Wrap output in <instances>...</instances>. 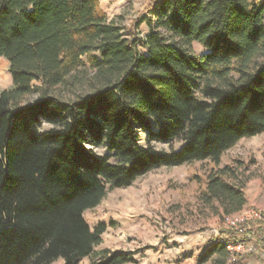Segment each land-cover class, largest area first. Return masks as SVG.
Instances as JSON below:
<instances>
[{"label":"trees","instance_id":"16d2710c","mask_svg":"<svg viewBox=\"0 0 264 264\" xmlns=\"http://www.w3.org/2000/svg\"><path fill=\"white\" fill-rule=\"evenodd\" d=\"M148 26L145 38L124 35L100 0H0V57L12 80L0 93V264L134 263L98 250L107 225L91 228L84 214L108 189L160 167L210 160L202 201L228 215L246 205L239 175L219 165L242 139L264 134V0H159ZM83 65L92 92L56 96ZM180 138L176 151L150 145ZM102 146L107 156L92 149ZM260 216L222 232L201 263L220 254L244 264L229 245L248 238L264 248Z\"/></svg>","mask_w":264,"mask_h":264},{"label":"rangeland","instance_id":"374dc122","mask_svg":"<svg viewBox=\"0 0 264 264\" xmlns=\"http://www.w3.org/2000/svg\"><path fill=\"white\" fill-rule=\"evenodd\" d=\"M155 1L159 0H100V3L109 21L122 27L124 35L145 38L149 34L148 21L153 20ZM192 47L197 58L207 53L197 42ZM84 65L54 91L56 96L70 101L92 92V74ZM10 88L9 63L0 57V93ZM195 92L202 98L199 90ZM39 98L40 93L35 92L27 97L25 104H33ZM51 128L44 124L42 130ZM139 136L140 144L148 145L147 133L139 131ZM150 145L157 150L176 151L182 147L183 139L151 142ZM92 149L101 157L109 154L105 146ZM225 167L239 175L247 199L244 208L231 215L218 204L207 205L201 199L207 179L215 168L210 160L174 168L160 167L130 187L108 189L101 204L84 214L91 228L99 223L107 225L98 250L131 254L132 264H203L201 258L218 243L222 232L239 228L249 220H261L260 213H264V134L244 138L226 151L219 165V168ZM226 218L237 220L236 226L226 227ZM245 239L240 250L232 245L229 250L238 252L244 264H264V248L253 239ZM63 263V259H59L53 264ZM229 263V258L218 254L204 264ZM80 264H89V260Z\"/></svg>","mask_w":264,"mask_h":264},{"label":"built area","instance_id":"2783aa9c","mask_svg":"<svg viewBox=\"0 0 264 264\" xmlns=\"http://www.w3.org/2000/svg\"><path fill=\"white\" fill-rule=\"evenodd\" d=\"M255 218H258V215H256V217ZM237 220H233V219H230V218H226V220H225V226L226 227H234V226H236V224H237ZM241 245L239 244V245H237L236 247H234V249H236V250H240L241 249ZM233 249V248H232Z\"/></svg>","mask_w":264,"mask_h":264}]
</instances>
